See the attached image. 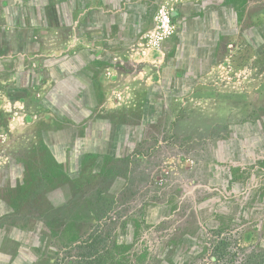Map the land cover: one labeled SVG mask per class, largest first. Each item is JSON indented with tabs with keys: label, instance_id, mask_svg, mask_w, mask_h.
Returning <instances> with one entry per match:
<instances>
[{
	"label": "rangeland",
	"instance_id": "374dc122",
	"mask_svg": "<svg viewBox=\"0 0 264 264\" xmlns=\"http://www.w3.org/2000/svg\"><path fill=\"white\" fill-rule=\"evenodd\" d=\"M120 1L0 0V264H69L98 225L145 264L207 229L264 254V0L112 27Z\"/></svg>",
	"mask_w": 264,
	"mask_h": 264
},
{
	"label": "trees",
	"instance_id": "16d2710c",
	"mask_svg": "<svg viewBox=\"0 0 264 264\" xmlns=\"http://www.w3.org/2000/svg\"><path fill=\"white\" fill-rule=\"evenodd\" d=\"M207 230L210 234L208 239L204 237L207 235L205 232L202 233L203 236L197 238L198 240L195 239L197 246L202 248L199 255L193 261H186V264H264L263 253L256 250L244 251L232 237L224 236L222 231ZM117 234L111 227L102 225L94 227L84 238L77 240L73 247L76 252L71 256L69 264H145L150 249L145 247L135 251L129 247L125 248L120 244ZM28 237L29 235L23 234L25 240ZM205 242L207 247L203 246ZM184 255L186 250L182 251L183 259Z\"/></svg>",
	"mask_w": 264,
	"mask_h": 264
},
{
	"label": "crops",
	"instance_id": "0c3cea01",
	"mask_svg": "<svg viewBox=\"0 0 264 264\" xmlns=\"http://www.w3.org/2000/svg\"><path fill=\"white\" fill-rule=\"evenodd\" d=\"M117 5L119 6V8H115L114 12L110 13L109 21L112 23V27H118L122 22H126L127 19H129L130 16L136 12V14H139L138 23L141 25L143 24L142 17L143 15H145L143 9L147 10L149 8L146 6L145 2H142V0H128L127 2H125L124 0L123 2L120 1V3ZM139 12H141L142 16Z\"/></svg>",
	"mask_w": 264,
	"mask_h": 264
},
{
	"label": "built area",
	"instance_id": "2783aa9c",
	"mask_svg": "<svg viewBox=\"0 0 264 264\" xmlns=\"http://www.w3.org/2000/svg\"><path fill=\"white\" fill-rule=\"evenodd\" d=\"M159 19H160V32L162 37H169L173 34V25L170 14L168 12L161 10L159 12Z\"/></svg>",
	"mask_w": 264,
	"mask_h": 264
}]
</instances>
